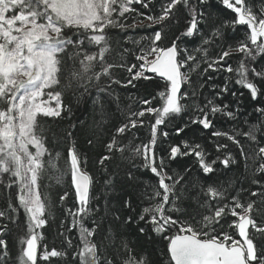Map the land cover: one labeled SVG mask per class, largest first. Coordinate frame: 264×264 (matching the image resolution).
<instances>
[{
  "label": "snow or ice",
  "instance_id": "snow-or-ice-1",
  "mask_svg": "<svg viewBox=\"0 0 264 264\" xmlns=\"http://www.w3.org/2000/svg\"><path fill=\"white\" fill-rule=\"evenodd\" d=\"M218 2L234 14L230 20L217 23L208 10L210 0H0V188L16 189L14 197L6 201L7 207L0 210V264H38V260L50 262L53 258L66 264H150L148 255L118 237L111 225L105 234L102 225L107 217L112 215L113 221L121 217L113 214L107 202L103 208L93 207L97 199L92 194L94 180L84 167L87 159H81L74 143L67 149L63 167L58 166L62 157L46 147L42 118L63 120L72 110L71 100L65 102L67 97L79 101L89 95L94 108L99 106L100 120L95 127L102 132L113 115L108 103H114L125 115L113 85L136 87L135 81H149L154 76L165 82V90L157 94L159 106H153L156 96L140 100L143 107L135 110L127 105L126 122L115 128V134L103 145L106 154L97 161L107 172L106 162L115 160L114 154L119 153L121 160L139 159V166L157 178V183L145 185L140 195L147 203L136 217L129 216L124 223H146L153 234L149 239L166 241L167 264H264V104L254 106L258 114L255 123L243 121L247 130L233 123L231 132L221 131L215 124L219 118L239 121V104L234 111L224 101L228 94L237 96L231 90L233 81L247 90L252 101L264 100V0ZM157 4L160 10L155 15H144L134 7L155 8ZM126 14H135L132 24L126 23ZM145 21L146 27L156 28L145 38L147 43L127 38L113 46L110 29L134 31ZM238 26H244V37L225 48L223 30L231 28L234 33ZM170 32L173 37L165 46L162 42ZM195 37L201 38V46L195 49L201 54L200 60L180 46L185 39ZM217 41L222 50L211 58L206 46ZM127 43L138 51L123 47ZM128 55H134L139 63L129 65ZM233 55L239 57L236 67L229 63ZM201 62L207 64L204 73L211 69L229 74L223 86L213 85L214 90L219 88L215 96L203 102L199 98L203 85L191 80ZM121 69L128 74L125 80L118 77ZM188 111L192 113L188 123L176 134L199 125L203 130L212 129L210 137L224 138L235 145L250 187L242 184L230 195L234 182L224 187L193 181L187 176L191 169L169 170L165 157L157 156L158 141L169 135L161 131V126ZM146 116L154 117V122L146 121ZM146 123L150 137L147 142H137L132 130ZM75 128V124L69 126L65 140H74L71 129ZM182 144L183 148L169 145L167 161L192 156L208 181L212 179L210 174L218 171L214 167L217 163L225 169L238 163L233 152L226 151L228 143L217 142L218 155L212 159L202 144ZM69 175L75 207L66 209L71 221L65 231H78V241L74 244L65 237L62 249L49 250L44 245L40 251L39 242L44 240L41 230L48 226L47 217L54 207L42 190L46 187L42 181L54 177L55 183L62 184ZM126 175L135 182L131 169ZM104 183L106 188L112 187L111 179ZM68 196L64 191L58 203L64 204ZM185 200L194 204L191 210L185 208ZM123 207L135 211L130 199L123 201ZM13 232L20 246L15 255L7 239ZM145 232L144 227L139 228L140 234ZM59 234L63 236L64 231Z\"/></svg>",
  "mask_w": 264,
  "mask_h": 264
},
{
  "label": "trees",
  "instance_id": "trees-1",
  "mask_svg": "<svg viewBox=\"0 0 264 264\" xmlns=\"http://www.w3.org/2000/svg\"><path fill=\"white\" fill-rule=\"evenodd\" d=\"M134 7L138 10V12L144 13V15H155L158 14L160 10L158 4L155 8L151 5L147 9L142 8L140 5H134ZM208 10L213 14V19L216 20L217 23L220 21H228L234 15L230 11L224 9L218 0H210V7ZM126 15L128 16L126 23L132 24V16L135 14ZM146 24L147 21H145L144 25H137L134 31L131 28L127 31L110 29L109 31L111 32L114 41L113 46H115V42L122 43L127 38L141 40L143 43H147L145 38L152 35L156 28L146 27ZM183 27L184 25L181 23L180 28L182 29ZM223 31L225 37L223 45L226 48L228 45L235 46L236 42L244 37L245 28L244 26H238L234 33L231 28H225ZM176 34H178V32H176ZM172 37L173 33H168L162 44L165 46L169 45ZM218 44L219 41L210 47L206 46L208 47L209 57L215 58V56L222 50ZM180 46L182 48H186L188 52L197 56V59L200 60L201 54L195 52V49L201 46L200 37L187 38L180 44ZM123 47L138 51L132 43L123 44ZM238 58V56L233 55L229 59V63H232L233 67H236ZM126 60L129 65L132 63H139L135 60L134 55H128ZM205 68H207V64L201 62L200 69L191 74V80L196 85H203L202 88H199V98L201 102H203L205 98L214 97L215 92H218L219 88L214 90L213 85L223 86L225 77L229 75L225 72H213L211 69H208L207 73H204ZM117 74L121 80L128 78V74L123 69L118 70ZM210 77L212 78L210 79ZM134 83L136 84V87L129 86L127 88H121L119 85H113L116 89V93L121 98V106L125 111V115H122L121 112L117 111L114 103H108V111L113 115H110L108 122L103 126L102 132H97L95 127L96 122L100 120V114L99 106L97 105L95 108L93 106L92 96L85 95L79 101L75 98L67 97L65 102L69 99L71 100L72 110L70 115L63 120L56 121L42 118L43 127L45 129V145L52 153L59 152L61 154L62 159L57 162L60 167H63L64 158H66L67 155V149L73 143L76 145L81 159H87V164L84 165V167L93 177L94 184L92 186V194L97 198L93 201V207L100 206L103 208L107 202L108 206L112 209L113 214L121 217L118 221H113L112 215L107 217L102 225L105 230V234L111 225L112 230L118 237L126 238L129 242L133 243L138 250L145 252L149 257L150 264H167L165 250L166 241H162L159 237L149 239V237H152L153 234L149 230L150 226L146 223H137L135 221L127 224L124 223L129 216L136 217L140 208L147 203L146 201H142L140 199V195L144 191L145 185L157 183V178L154 177L149 170L139 166L141 164L139 159L134 162L121 160L119 153L114 154L116 156L115 160L106 162L109 165L107 172L102 170L101 166L97 162L101 155L106 154L103 145L110 140L111 135L115 134V128L121 123L126 122L127 105L131 104L133 106V110H135L143 107V105L139 104L140 100L151 99L153 96L157 97L153 100V106H159L160 104L157 94L158 92L165 90V82L162 79L154 76L152 80H139ZM230 86L231 90L237 93V96L232 97L231 94H228L224 97V101L230 103L232 110L234 111L235 105L239 104L242 110L239 113V121L233 122L227 120V118H219L215 120L216 129L231 132L233 123H239L240 127L247 130V125H244L243 121L248 120L250 123H255L258 114L254 112V106L264 104V100L258 99L257 101H252L247 90L241 88L239 85H236L234 81ZM186 87L187 85L184 86V88ZM184 88H182V91H184ZM94 94L95 90H93V95ZM220 102L221 101L217 100V103ZM191 114V111L184 112L181 116L176 117L171 123L161 126V131H167L169 135L166 139L161 138L158 141L157 156L165 157L169 170L183 172L184 169H191V172L188 173L187 176H190L193 181H207L208 183H214L215 185H223L224 187H227L229 182H234V188L232 189L230 195L234 194L242 184L245 188L250 187L245 179L244 162L240 158L239 149H237L235 145H231V143L224 138L210 137L212 129L203 130L199 125H190L189 127H186L184 132L180 133V135L176 134V130L178 128L184 127V125L188 123ZM145 120H151L154 122V117L146 116ZM71 124L76 125L75 129H71L73 131L74 140H65L64 133L70 130L69 126ZM132 132L136 134L138 138L137 142H147L150 137L149 126L147 123L145 127L133 129ZM54 133L55 136L53 135ZM128 137L131 138V134H128ZM89 140L92 141V144H89ZM261 140L264 141V137H262ZM183 141L202 144L210 153L209 159L218 155L215 151V144L217 142L228 143L230 148L226 151L230 150L233 152L238 163L230 169H225L222 165L217 163L214 167H216L218 171L214 174H210L212 179L211 181H208V178L203 176L198 163L192 156L178 157L174 161H167V150L169 149V145H180L181 148H183ZM124 142L126 143L127 141L124 140ZM32 150L34 151V149ZM133 163L135 166H133ZM129 169H131L133 175L136 177L135 182L127 179L126 173ZM106 179L112 180L111 188H106L104 183ZM42 183L46 186L42 190L50 197V203L54 205V207L52 215L47 217L48 226L41 230L44 234V240L39 242L41 245L40 251L43 250L44 245H47L49 250L52 248L60 250L64 246L63 241L65 237L71 238L74 244L78 241V231H65L71 221V217L66 215V209L68 207H75L74 190L70 185V175L64 178L62 184L55 183L54 177L45 178ZM251 188L252 190H255L256 186L251 185ZM64 191H68L69 196L64 204L61 205L58 203L59 195L63 194ZM15 192V188L10 191H5L0 188V210H4L7 207L6 201L9 198L14 197ZM129 199L133 202V208L135 211H131L128 208L123 207V201ZM184 206L185 208L191 210L194 207V204L190 200H185ZM20 217L21 219H24L22 210L20 212ZM228 219L231 220L232 218L229 217ZM62 221L64 222L63 228L61 227ZM140 227L145 228V234L139 233ZM61 231H64L63 236L59 234ZM229 231L231 230L229 229ZM7 239L9 246L12 248V252L15 255L20 247L18 244L17 233L13 232L7 237ZM38 264H66V262L53 258L50 262L38 260ZM72 264H74V262H72Z\"/></svg>",
  "mask_w": 264,
  "mask_h": 264
},
{
  "label": "water",
  "instance_id": "water-1",
  "mask_svg": "<svg viewBox=\"0 0 264 264\" xmlns=\"http://www.w3.org/2000/svg\"><path fill=\"white\" fill-rule=\"evenodd\" d=\"M148 75H153V74L149 73ZM157 78H159V77H157ZM159 79H161V78H159Z\"/></svg>",
  "mask_w": 264,
  "mask_h": 264
},
{
  "label": "rangeland",
  "instance_id": "rangeland-1",
  "mask_svg": "<svg viewBox=\"0 0 264 264\" xmlns=\"http://www.w3.org/2000/svg\"><path fill=\"white\" fill-rule=\"evenodd\" d=\"M148 23V22H147Z\"/></svg>",
  "mask_w": 264,
  "mask_h": 264
}]
</instances>
